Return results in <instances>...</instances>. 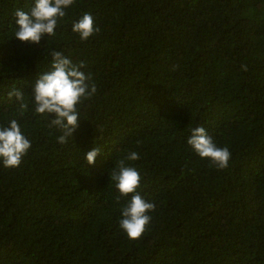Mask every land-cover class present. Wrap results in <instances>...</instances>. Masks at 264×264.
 <instances>
[{
  "label": "trees",
  "instance_id": "1",
  "mask_svg": "<svg viewBox=\"0 0 264 264\" xmlns=\"http://www.w3.org/2000/svg\"><path fill=\"white\" fill-rule=\"evenodd\" d=\"M33 5L0 0V125L17 119L32 143L18 168L0 164V264H264V0H75L39 44L14 37L15 11ZM84 13L100 31L80 41ZM52 51L97 85L64 144L31 104ZM197 126L228 147L227 168L187 144ZM131 151L156 206L136 241L111 180Z\"/></svg>",
  "mask_w": 264,
  "mask_h": 264
},
{
  "label": "clouds",
  "instance_id": "2",
  "mask_svg": "<svg viewBox=\"0 0 264 264\" xmlns=\"http://www.w3.org/2000/svg\"><path fill=\"white\" fill-rule=\"evenodd\" d=\"M74 3L75 0H34L30 11L17 9L14 13L17 25L14 37L21 42L39 44L45 34L49 37L55 36L58 23L67 15L66 9ZM71 31L79 36L80 41H87L99 33L100 28L95 25L90 13H84L72 23ZM50 55V69L40 74L36 80L31 93V104L35 113L41 116L54 115L55 118L51 120L49 126L61 131L62 134L56 139L60 144H64L78 127L80 115L78 106L96 94L97 85L90 74L86 75L82 71L85 67L83 61L74 63L61 51H52ZM241 68L247 71L246 65H242ZM7 95L9 99L15 97L20 102L22 116L29 107L22 91L13 87ZM187 144L199 158L208 160L210 165L217 169L228 167L231 158L228 147L217 146L203 126L191 129ZM31 147L32 143L21 130L17 119L9 120L6 126L0 125V164L5 169L18 168ZM99 151V148H93L86 154L89 164L94 163ZM138 159V153L131 151L125 159L117 162L111 172V180L115 182V188L119 193L116 197L117 202L130 195V199L120 210L122 218L119 227L133 241L141 239L149 230L152 220L150 213L156 207L139 194L141 176L135 167L126 164V161Z\"/></svg>",
  "mask_w": 264,
  "mask_h": 264
}]
</instances>
